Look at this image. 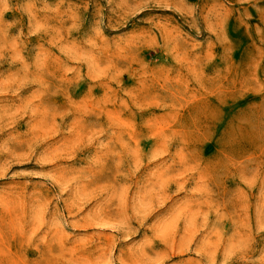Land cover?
<instances>
[{"label": "rangeland", "instance_id": "1", "mask_svg": "<svg viewBox=\"0 0 264 264\" xmlns=\"http://www.w3.org/2000/svg\"><path fill=\"white\" fill-rule=\"evenodd\" d=\"M0 264H264V0H0Z\"/></svg>", "mask_w": 264, "mask_h": 264}]
</instances>
